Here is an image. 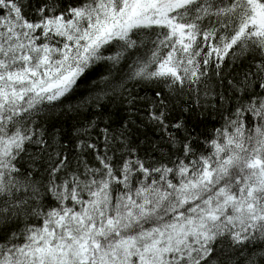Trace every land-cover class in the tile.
<instances>
[{
  "label": "snow or ice",
  "instance_id": "obj_1",
  "mask_svg": "<svg viewBox=\"0 0 264 264\" xmlns=\"http://www.w3.org/2000/svg\"><path fill=\"white\" fill-rule=\"evenodd\" d=\"M0 264H264V0H0Z\"/></svg>",
  "mask_w": 264,
  "mask_h": 264
}]
</instances>
